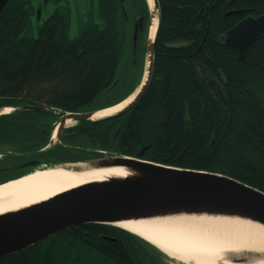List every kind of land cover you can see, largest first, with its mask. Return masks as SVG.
I'll use <instances>...</instances> for the list:
<instances>
[{
	"label": "trees",
	"instance_id": "1",
	"mask_svg": "<svg viewBox=\"0 0 264 264\" xmlns=\"http://www.w3.org/2000/svg\"><path fill=\"white\" fill-rule=\"evenodd\" d=\"M158 1L148 90L130 110L92 122L83 137L96 149L132 157L145 148L146 160L221 173L264 191V35L244 60L225 42L243 18L264 15V0ZM112 8L104 4L103 24L89 19L72 38L65 12L30 32V7L9 0L0 12V107L15 111L0 116V134L35 140L26 105L46 107L48 116L98 110L137 88L116 95L127 80L121 62L129 60ZM148 248L158 250L119 227L83 224L0 257V264H158Z\"/></svg>",
	"mask_w": 264,
	"mask_h": 264
},
{
	"label": "water",
	"instance_id": "2",
	"mask_svg": "<svg viewBox=\"0 0 264 264\" xmlns=\"http://www.w3.org/2000/svg\"><path fill=\"white\" fill-rule=\"evenodd\" d=\"M8 2L9 0H0V11ZM147 2L150 8L149 0ZM154 8V10L150 8L151 21L146 38L148 64L139 86L130 94H136L135 98L119 112L98 119H94L93 116L99 110L118 105L130 95L119 103L96 111L58 110L55 112L59 114L58 122L51 128V137L48 144L43 147V153L64 146L62 135L69 127L66 125L68 119L74 120L75 123L107 120L130 110L145 95L154 73L156 36L152 40L149 37L150 28L156 18L159 25L158 0H154ZM263 35L264 15L248 16L226 32L225 42L228 46L235 47L239 58L244 60L245 52ZM25 107L40 112L48 110L46 107L36 105ZM1 112L2 110L0 114ZM54 133L56 140L53 139ZM144 150L145 148L137 156L132 157L100 150L98 157L88 159L68 162L34 160L25 164L30 168L11 180L28 175L39 168L69 165H84L88 169L125 168L130 174L90 181L46 201L0 215V257L25 250L50 236L83 224H106L122 229L118 223L124 221L189 214L244 218L264 225V191L221 173L174 167L146 160L141 158ZM236 261L248 262L244 258Z\"/></svg>",
	"mask_w": 264,
	"mask_h": 264
},
{
	"label": "bare ground",
	"instance_id": "3",
	"mask_svg": "<svg viewBox=\"0 0 264 264\" xmlns=\"http://www.w3.org/2000/svg\"><path fill=\"white\" fill-rule=\"evenodd\" d=\"M154 10V0H149ZM158 19L150 28V40L157 33ZM136 94L118 105L99 110L94 119L119 112ZM10 107L2 109L9 112ZM74 120L68 119L71 126ZM56 140V133L53 135ZM125 168H86L84 165L44 167L0 185V215L37 204L71 188L112 176H126ZM119 226L152 243L162 253L184 264H264V225L236 217L176 215L135 221ZM248 262H239L236 259Z\"/></svg>",
	"mask_w": 264,
	"mask_h": 264
},
{
	"label": "flooded vegetation",
	"instance_id": "4",
	"mask_svg": "<svg viewBox=\"0 0 264 264\" xmlns=\"http://www.w3.org/2000/svg\"><path fill=\"white\" fill-rule=\"evenodd\" d=\"M34 0H25L26 7H30V14L36 12L37 21L42 25L44 22L52 15L57 12H65L70 20V3L67 0H37L34 4ZM87 4V19H94V10L98 11L99 23L103 24V16L100 17V10L104 9V4L107 6H112L115 10L117 21L119 24V31L121 37L126 43L124 52L127 55L129 62L132 66L135 65V61L146 44V38L148 34V27L150 24V8H148L147 0H114L113 2L104 3L105 0H82ZM104 3V4H103ZM51 5H53L51 10ZM3 10V9H2ZM1 10V11H2ZM0 11V12H1ZM92 14H91V13ZM91 14V15H90ZM97 109L90 108L87 111H95ZM81 111V112H87ZM39 113L37 110H32L26 115V123L29 124L31 130L35 131L33 135L35 140L36 152H32L33 147H24L29 150L28 154H24L23 151L8 150L6 152H0V184L5 182L6 179L17 177V175L27 171L30 166L25 165L30 161L34 160H48L52 159L53 162L58 161H77L79 159L89 157H98V152L100 150L107 151L111 153L112 150L107 149H96L94 147H83L77 145L78 138L85 136L82 133L83 129H89L93 127L92 122H78L77 125H71L63 131V142L64 146L59 147L50 155V152L43 154V141L44 134L48 135V130L51 128L47 126L44 122L40 121L38 115L33 113ZM41 113V112H40ZM50 115V114H49ZM51 118L56 117L55 115H50ZM33 134V133H32ZM50 140V134L48 135V141ZM1 145V144H0ZM34 154V155H31ZM28 155L30 157L26 159H20V161H14L13 158L18 156ZM18 159V158H17ZM3 181V182H2Z\"/></svg>",
	"mask_w": 264,
	"mask_h": 264
},
{
	"label": "rangeland",
	"instance_id": "5",
	"mask_svg": "<svg viewBox=\"0 0 264 264\" xmlns=\"http://www.w3.org/2000/svg\"><path fill=\"white\" fill-rule=\"evenodd\" d=\"M37 0H34V4ZM69 1L70 3V20H69V23H70V27H69V33H70V36L72 38H74V36H76L78 34V31L80 30L81 26L84 24V20L87 19V4L82 1V0H67ZM52 7L53 5H51V10H52ZM91 13V12H90ZM92 14V13H91ZM90 14V15H91ZM94 19L96 21H99V18H98V11L94 10ZM101 22V21H99ZM41 24L39 23V21H37V16H36V12L33 13V10H32V13L30 14V17L25 25V27H29L30 29V32H35L36 31V27H39ZM35 27V29H34ZM147 51H146V44L144 46V49L140 50V53L137 57V60L135 61V65L132 66L129 62V63H126L125 61H122L121 63V66H120V73L123 74V77H125V80H126V83L123 87H121L117 94L116 95H120V94H123V93H126L130 90V88H132L133 86H136L137 87L139 86L143 76H144V72L146 70V67H147V64H148V61H147ZM6 107H10L9 109V112L7 113H2L0 114V116H5V115H8V114H11L15 111V107L13 106H4V107H0V110L6 108ZM37 114L38 115V118L40 121L44 122L47 126L49 125V127H55L57 122H58V118H59V114L55 113V116L54 118H51V116H48L47 114H44V113H33V115ZM78 123V122H77ZM77 123H74L73 125H77ZM50 128V129H51ZM5 129H1L5 132ZM0 130V132H1ZM27 130V129H26ZM2 131V133H4ZM27 132L29 134H31L33 131L31 130V133L29 130H27ZM9 133V132H7ZM17 135H21L22 139L19 140L17 139L16 137H7V136H4L2 134H0V152H6L8 150H18V151H21L20 149H22L21 145L23 146H26L28 147V145H30V147H33L32 148V152L31 153H34L36 152V147H35V143L33 142V139L32 138H26V137H23L22 134H18ZM25 136H27L25 133H24ZM32 135V134H31ZM62 139H63V135H62ZM23 141H25L24 144ZM49 142V141H48ZM77 145H81L83 147H86V148H89L91 147V142L90 140L86 139L85 137H81V138H78L77 140ZM48 144V143H47ZM61 147V146H60ZM58 149V148H57ZM57 149H51L52 152H50V155H53L54 152L56 154V150ZM23 153L24 154H28L29 153V150L27 148L25 149H22ZM46 153V152H45ZM31 155H34V154H31ZM47 155V154H46ZM30 156H18L16 158H13V160L15 161H20V159H26ZM18 158V159H17ZM52 159H49V161H51ZM48 160H46L47 162ZM24 174V173H22ZM22 174H19V175H22ZM17 175V177L19 176ZM17 177H13V178H17ZM12 178V179H13ZM9 180H11V178H8ZM6 179V180H8ZM149 251V256L151 257V259L155 260L156 263L158 264H184L183 262H178L176 261L175 259H172L170 256L166 255L165 253H162L160 250H153L151 248H148L147 249ZM223 264V263H222Z\"/></svg>",
	"mask_w": 264,
	"mask_h": 264
}]
</instances>
